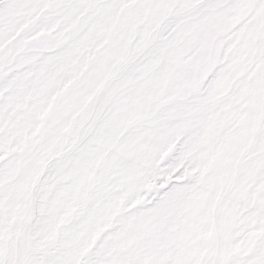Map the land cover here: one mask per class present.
I'll return each instance as SVG.
<instances>
[{"label": "snow or ice", "instance_id": "obj_1", "mask_svg": "<svg viewBox=\"0 0 264 264\" xmlns=\"http://www.w3.org/2000/svg\"><path fill=\"white\" fill-rule=\"evenodd\" d=\"M0 264H264V0H0Z\"/></svg>", "mask_w": 264, "mask_h": 264}]
</instances>
